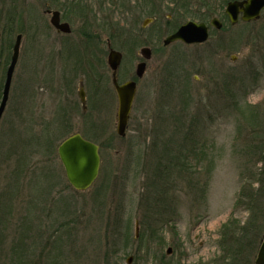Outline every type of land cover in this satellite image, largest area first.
Instances as JSON below:
<instances>
[{"label":"rangeland","instance_id":"obj_1","mask_svg":"<svg viewBox=\"0 0 264 264\" xmlns=\"http://www.w3.org/2000/svg\"><path fill=\"white\" fill-rule=\"evenodd\" d=\"M175 2L0 0V52L12 44V54L23 36L0 121V264H255L264 218L253 223L246 197L264 182L256 184L264 169V11L231 25L221 0H210L212 13ZM47 9L62 13L70 36L51 26ZM196 13L223 28L211 26L193 46H165L188 21L201 23ZM109 43L124 56L119 82L138 83L123 137ZM142 48L151 50L148 61ZM91 57L95 77L103 64L105 92L83 115L78 76H89ZM75 133L100 147L99 175L86 191L69 184L58 155ZM169 161L172 174L160 172L157 164ZM243 184L249 190L239 199Z\"/></svg>","mask_w":264,"mask_h":264},{"label":"water","instance_id":"obj_2","mask_svg":"<svg viewBox=\"0 0 264 264\" xmlns=\"http://www.w3.org/2000/svg\"><path fill=\"white\" fill-rule=\"evenodd\" d=\"M263 9L264 0H244L229 3L226 13L229 15L231 23L236 24L240 13H243L242 19L244 21H252L260 18V14ZM150 22L151 20L145 21L143 26L146 27ZM51 24L62 32H71L68 24L60 23L58 12L52 13ZM211 25L217 29H221L222 27V24L217 19H213ZM208 38V27L204 23L189 21L182 25L177 32L166 37L164 45L168 46L176 41H182L186 44H198L207 41ZM21 41L22 35H18L14 44L11 63L7 69L6 81L3 89V98L0 104V120L9 100L12 79L19 59ZM140 53L146 60L151 58L152 53L149 48H142ZM121 60L122 55L119 52L114 50L110 51L108 64L114 72L113 82L119 98L117 133L123 137L126 134L129 114L136 93V84L128 82L122 86L118 85L116 71L121 63ZM145 66V62L138 64L137 76L139 78L143 77L145 73ZM58 155L64 167L69 184L77 191H86L89 189L99 174L101 164L99 147L96 144L85 140L81 134L76 133L67 138L59 146ZM136 236L138 237V225ZM170 251L171 250H168V253H170ZM128 262L130 263L131 259H129ZM255 264H264V240L260 247Z\"/></svg>","mask_w":264,"mask_h":264},{"label":"flooded vegetation","instance_id":"obj_3","mask_svg":"<svg viewBox=\"0 0 264 264\" xmlns=\"http://www.w3.org/2000/svg\"><path fill=\"white\" fill-rule=\"evenodd\" d=\"M53 12H58L59 13L60 22L69 24L70 29H71V32L68 33V34H64L62 32H59L58 30H56L57 33H59L61 35L70 36L73 33V30H72V27H71L70 23L66 22V21H63V19H62L63 15H62V13L60 11H54V10H51V9H47L46 10V13H48V15H52ZM84 35L88 36V33H85ZM85 39L87 41L88 38L85 37ZM109 47H110V49L112 48L110 43H109ZM67 48L69 49V50L68 49L66 50L67 58L73 59L74 54H75V53H73V51L75 50V45L69 44V46H67ZM6 49H2V51H1L2 53L0 52V57H1L2 54H4ZM89 50H90L89 51V55L91 54V56H93L92 53H94L95 49L93 50L90 47ZM123 58H124V56L122 54V61H123ZM76 59H77V57H76ZM91 60L92 61H88V63H87L88 65H86L87 68H89V70H88V72L90 73L89 76L87 77V74H85V75L82 74V75L78 76V78L81 79L80 83H79L80 84L79 85L80 88L78 89V97H79V100H80V107L82 109V114L83 115H87L88 113H90V111H89L90 103H92L93 105H95L97 107L101 106V104H102L101 95H103V92H105V85H104L105 81H104V67H103V64H101V62L98 60V63H99L98 66H99L100 73H99V76L95 77L93 75V72L90 71V70H93L94 67H95L94 66L95 60L93 61L92 57H91ZM3 61H4L3 59H2V61L0 60V68L4 67L1 64ZM122 61H121L120 66L122 65ZM72 62H73V60H72ZM72 62L70 61V63H68L67 66L70 65L73 68V66L71 65ZM89 65H91V66H89ZM120 66H119V68L116 71L117 83L119 85H123V84H125L126 82H129V81L135 82V84H136V94H137V92H138V83H137L136 80H128V81H125L123 83L119 82V69H120ZM72 68H71V72L73 73V69ZM146 71H147V64L145 66V73H144L143 77L145 76ZM110 73H111V82H112L113 91H114V94H115V97H116V100H117V103H118V107H119V99H118L117 91L115 89V85H114V82H113L114 72L111 69H110ZM3 76H4V73H3ZM143 77H141L140 79H142ZM65 78H67L66 74H65ZM136 78H137V76H136ZM89 79H90L91 84L88 86L87 85V80H89ZM1 81H2V84H4L5 78L3 80H1ZM136 97L137 96H135V99H136ZM134 102H135V100H134ZM133 105H134V103H133ZM117 115H118V113H117Z\"/></svg>","mask_w":264,"mask_h":264},{"label":"trees","instance_id":"obj_4","mask_svg":"<svg viewBox=\"0 0 264 264\" xmlns=\"http://www.w3.org/2000/svg\"><path fill=\"white\" fill-rule=\"evenodd\" d=\"M221 1L224 2V3H227V2L232 1V0H221ZM171 2L174 3L175 0H171ZM175 3L178 4V5H181L182 7H183V5L186 4L187 8L192 7V6L193 7H198L201 10H204L207 13H210V12L212 13L213 12L212 5H210V0H179V3H177V2H175ZM183 9H184V7H183ZM203 14H205V13H196L195 17L198 18V20L201 21V22H203L204 20L206 21L207 17L204 16ZM11 47H12V44L9 45L8 50H5L6 51V55H5V52H4V54H2L1 57H0L1 61H2V59L4 60L1 63L4 66L3 67V69H4L3 73L4 74L6 72L7 65L9 64V61H10V58H11ZM7 52H8V54H7ZM2 78L4 79V76ZM2 88H3V84H2V81H1V83H0V98H1V90H2ZM182 124H181V126H182ZM189 131H190V129H189ZM171 158H173V157H171ZM158 164H157L158 170L161 172V169H162L163 171H165L169 175L172 174V172L174 170V167H175L173 164L171 165L170 161H169V164H165L166 166H164V167L161 165L162 164L161 162H159ZM263 171H264V169L258 175H256L257 176L256 184L261 185V183L263 182L262 181V176L264 175ZM245 187H244V184H243L242 189H241V191L239 193V199H242V197L244 198V194L246 192H248L249 189H245ZM253 190L250 191L249 195L246 198H247L248 210L250 211V214L252 213L253 216L255 217V219L253 220V223H255L256 220L259 217L264 218V182L262 183V185H261V187L259 189L257 188V189H253ZM157 199H158V197L156 198V195H155V198H154L155 202L154 203L158 202ZM149 200L151 201L150 198L148 199V202H149ZM156 205L158 207V205H160V204L157 203Z\"/></svg>","mask_w":264,"mask_h":264}]
</instances>
